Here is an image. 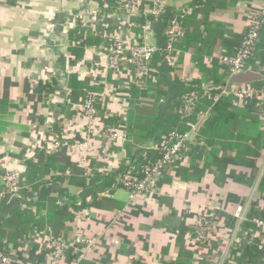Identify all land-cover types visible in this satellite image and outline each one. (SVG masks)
Returning a JSON list of instances; mask_svg holds the SVG:
<instances>
[{"label": "crops", "instance_id": "1", "mask_svg": "<svg viewBox=\"0 0 264 264\" xmlns=\"http://www.w3.org/2000/svg\"><path fill=\"white\" fill-rule=\"evenodd\" d=\"M123 2L0 0V176L16 171L23 177L29 161L33 173L42 176L24 183L10 202L0 201V212H25L0 241L8 264H53L44 239L71 246L77 232L97 240L95 248L78 260L71 247L57 264H263L261 240L251 224L264 217V191H257L264 143L254 155L251 143L237 139L243 112L232 127L219 124L210 140L192 135L189 155L163 173L152 194L129 202L115 178L127 164L154 151L164 135L169 100L183 91L181 85L209 86L211 76L222 74L218 57L234 53L238 37L264 8V0H166L173 13L181 7L186 11L176 64L169 68L155 53L148 79L140 86L129 65L123 63L118 71L108 68L105 41L114 37L131 46L142 40L158 48L164 35L157 22L145 38ZM244 71L264 79V48L256 50ZM87 94L98 97L109 131L122 135L124 128L142 125L149 127L150 137L143 139L145 130L123 137L111 147L109 163L102 160L100 140L93 141L91 174L85 176L69 146L83 137L81 103ZM257 101H243L241 107L232 103L247 115L245 123L255 116L256 129L264 134V112L253 109ZM241 205H246L242 222L251 228L241 227L235 217ZM53 206L67 208L72 219L55 217ZM205 212L211 220L208 245L195 230Z\"/></svg>", "mask_w": 264, "mask_h": 264}, {"label": "built area", "instance_id": "2", "mask_svg": "<svg viewBox=\"0 0 264 264\" xmlns=\"http://www.w3.org/2000/svg\"><path fill=\"white\" fill-rule=\"evenodd\" d=\"M124 8L126 13L134 15L138 12L142 4H151V9L146 11V20L143 26V32L145 38L153 31V26L157 22L159 16L167 6V2L164 0H124ZM183 13V12H182ZM165 31L166 42L163 48V59L166 65L170 68H174L176 64V50L175 43L182 35L181 19L179 17H173ZM264 26V8L260 9L250 21V30L237 54L233 57L226 55L219 56V63L225 65L229 72L230 77L243 72L248 59L251 56L252 50L255 44L258 42V27ZM108 47L105 49L108 68L117 70L123 63L129 65L132 68L134 81L144 80L149 74L148 64L150 63L153 55L159 51L156 46L142 43L137 45L136 42L130 47L128 55L122 60V52L124 47L122 43L116 40L114 37ZM238 90L243 96V100L253 99L256 96L254 88L248 85H232L230 89L222 90L221 94L228 96L231 91ZM264 94V90L260 91ZM95 96L90 95L81 104L82 115L84 117L85 126L83 129V137L80 142H75L69 146L70 154L76 158L78 166L83 170L85 176L91 173L90 163V147H93L92 142L100 140L101 145L99 151L101 155L106 154L110 147L117 144V142L123 140L121 133L114 130L106 129V132H101V129H105L102 122H99L96 117V110L93 106ZM185 111H188V106L185 107ZM202 117L197 119V124H193L190 130L183 135H178L174 132L169 133L163 137L161 141L154 148L155 151L162 152V157L154 163H148L142 167L143 178L137 180L133 178L135 170L133 162L127 164L115 178L116 183L124 188L128 194V201L132 202L138 197L147 196L152 194L156 190V185L163 176V173L168 172L175 162L182 157L181 152L187 151V144L191 141V136L196 135V130ZM19 173L16 171H6L1 175V181L5 185L10 194L17 197L19 196ZM4 198V194H0V201ZM242 209L240 206L236 208L235 217L239 222L242 220ZM211 225L210 215L202 213L196 220L195 230L198 240H204L207 238V230ZM255 225V224H254ZM262 225V224H261ZM97 240H90L82 233L77 232L74 235L73 242L70 245L66 244L62 240H55L51 237L44 239L46 247L50 250V258L53 264L60 262L66 255V253L72 248L76 250L78 260H82L90 253L96 246ZM201 242V241H200ZM9 256L0 253V264H8ZM264 264V259H263Z\"/></svg>", "mask_w": 264, "mask_h": 264}, {"label": "trees", "instance_id": "3", "mask_svg": "<svg viewBox=\"0 0 264 264\" xmlns=\"http://www.w3.org/2000/svg\"><path fill=\"white\" fill-rule=\"evenodd\" d=\"M124 4L125 3L123 2V5ZM149 9H151V4L144 3L141 5V7L139 8L136 14L130 15V18H135L136 21L138 22V25L140 26L143 36H144L143 26L147 18L146 11ZM185 14H186V11L182 7L181 9L173 13V11L166 6L163 12L161 13V15L159 16L157 20L158 22L157 30H159V33L161 32L162 35H164L163 36L164 38H163L162 44L158 47L159 49L158 54L162 55V57H163V48L166 42L165 31L169 25L168 24L169 21L173 17H179L182 21ZM157 22L155 24H157ZM249 24L244 28L242 34L238 37L239 44L236 47L234 53L227 55V56L233 57L237 54V52L239 51L241 47L242 42L244 41L245 37L249 33V30H250ZM181 26H182V23H181ZM257 33H258L257 34L258 42L255 44L250 58L256 53L257 49L264 48V26L263 25L258 27ZM180 39L181 38H179L176 41L174 47L176 46V44H178ZM111 40L108 39L105 41V45H104L105 49L108 47ZM136 44L141 45L142 40L137 41ZM250 58L248 60H250ZM218 65H219V68L223 70L222 74L218 75L219 77L217 78H215L214 76H211L210 78L211 82L208 84L209 86L200 87L199 85L193 83L190 85L191 86L190 88H187L181 85V89L183 91L181 93L174 94L170 98L168 109L165 115L164 135L158 140L157 144L161 141L163 137L167 136L169 133L174 132L178 135H183L184 133L188 132L190 130L191 125L198 123L197 122L198 117H202V123L200 125L198 124L197 130H196L197 137L199 138V136L203 135L204 137L207 138V140H210L213 137L214 131H216L215 129L217 128L219 124L226 123L227 126L232 127L233 122H234V117L238 115L239 112H243L241 120H238L236 124V128L239 131L238 132L239 134L237 135V139H240L243 142L251 143L256 149L254 150V155H257L260 152V150L263 147V143H264V134H262L261 131L256 129L258 127L256 117L249 116L248 119L251 120V124L245 123L246 121L245 119L247 118V115L244 113V111L239 110L233 105L232 98L230 96H225L221 94L222 90L224 89L228 90L230 89L232 85H235V84L230 83L231 77H230V72L228 68L221 63ZM150 66H151V61L148 64L149 69H150ZM216 73H217V70H216ZM144 81H146V78L141 81L135 80L134 82L136 83L137 86H140L141 84L144 83ZM248 86L254 88L257 91H262L264 90V79L248 84ZM89 97H90V94H87L86 96H84L83 101ZM97 98L98 97H95L94 102H93V106L96 110V117L98 118L99 122L104 123L106 121V118L104 117V113L100 109V102ZM186 106H188V111H185ZM142 127H143L142 125H139V127H137L136 125L133 127L129 126L127 127V131L124 128L122 136L124 137V139L125 137L127 139L128 135L129 136L140 135V134H143L144 133L143 130H145V135L143 139L144 140L148 139L150 137L149 127L146 129H141ZM106 129L108 131V128L105 127V129H101V132H106ZM186 146L188 149H190V143H188ZM187 152L188 151L183 150L181 152V156L189 155V153ZM161 157H162V152L160 151H155V150L146 151L145 158H142L140 161L134 164L135 170L133 173L134 174L133 178L137 180L142 179L143 178L142 167L144 165H147L148 163L156 162ZM34 167L35 166L33 165V162L31 161L27 162V171L25 175L23 177H19L20 187L23 186L24 183L31 184L32 182H34V180H40L42 178V176L37 177L35 175L36 173H33L34 170H36ZM32 174H34V176L36 177H33ZM257 191L258 192L264 191V172L262 174L261 180L258 183ZM0 194H4V198L2 200L4 201L6 200V202L8 200L10 202L11 199L15 198L13 194H10L8 192L5 185L2 183L1 176H0ZM71 207H73L74 210H81L82 208H84V205H80L78 208H76L74 205H72ZM53 208H56L57 210V212L54 214L55 217L57 215H61L64 219L71 218V216L67 215L66 213L67 211H65L67 210V208L64 207L63 209H60L59 207L57 208V206H53ZM18 210H16L15 208L13 209L3 208L1 210L0 212V241H2L3 238H7L8 229L11 227L14 220L16 219L22 220L23 217L25 216L24 215L25 212H21V211L18 212ZM54 221H55V218L53 217L49 220V223L53 224ZM242 225H245V227L247 228H251L250 224L246 223V221L241 222V227ZM251 225L253 226V228H251V231L255 233L257 229L256 227H254V224H251ZM35 232L40 233L42 231L39 230ZM0 253H4L7 255L5 246H0Z\"/></svg>", "mask_w": 264, "mask_h": 264}, {"label": "rangeland", "instance_id": "4", "mask_svg": "<svg viewBox=\"0 0 264 264\" xmlns=\"http://www.w3.org/2000/svg\"><path fill=\"white\" fill-rule=\"evenodd\" d=\"M126 12V11H125ZM127 15L130 17V15L127 13ZM144 37H145V34H144ZM148 37V36H147ZM146 37V38H147ZM134 44V43H133ZM122 46L124 47V49H123V52H122V60L124 61V59L123 58H125L127 55H128V53H129V49H130V47L132 46H126V45H123L122 44ZM122 66V65H121ZM121 66L117 69V70H113V69H110L111 71H118L120 68H121ZM256 91V96L255 97H252V98H256V100H258L257 101V103H258V106H256V107H254L253 109L255 110V111H258V112H260L261 114L264 112V94L263 93H261L260 91H257V90H255ZM228 96H230L233 100V103L236 105V106H239V107H241V106H244V105H246V104H244L243 103V101L244 102H248V100L249 99H246V100H243V98H246L245 96H243V94H241L238 90H232L231 92H230V95H228ZM263 127H264V125H263ZM81 141V139H79L78 141H76V142H80ZM75 143V142H74ZM74 143H72V144H74ZM92 145H93V142H92ZM114 146V145H113ZM112 146V147H113ZM70 149V148H69ZM110 150H111V147H110V149H109V151H107L106 152V154H103V155H101L102 156V160L103 161H105V163H107L108 161H109V159H110ZM95 151H94V149L92 148V147H90V160H91V158H92V156H93V153H94ZM91 163V162H90ZM109 163V162H108ZM91 173H89V175H90ZM21 190H22V187L20 188V190H19V194H20V192H21ZM246 205H248V206H251V202L250 201H248L247 202V204ZM246 205L244 206V205H241L240 206V208L242 209V220L240 221V222H242L243 221V219H244V212H245V210H246ZM264 208V207H263ZM264 210V209H263ZM239 221V220H238ZM252 222H253V224H255V227H256V233L259 235V237H260V240H261V243H260V245H259V247H261V250L263 251V254H264V217H257V218H253L252 219ZM262 224V225H261ZM231 239L233 240L234 238H232L231 237ZM231 240V241H232ZM201 241V243H204V244H207L208 245V241H207V238L205 237L204 238V240H200ZM230 245V244H229ZM229 248V247H228ZM229 249H227V251H228ZM227 251H226V253H227ZM225 257H223L222 259H224ZM221 259V260H222ZM264 259V258H263Z\"/></svg>", "mask_w": 264, "mask_h": 264}, {"label": "water", "instance_id": "5", "mask_svg": "<svg viewBox=\"0 0 264 264\" xmlns=\"http://www.w3.org/2000/svg\"><path fill=\"white\" fill-rule=\"evenodd\" d=\"M263 77L251 71L240 72L230 78V83L235 85H248L262 80Z\"/></svg>", "mask_w": 264, "mask_h": 264}]
</instances>
